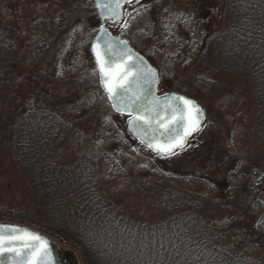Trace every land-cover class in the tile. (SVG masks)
Here are the masks:
<instances>
[{
    "label": "rangeland",
    "instance_id": "1",
    "mask_svg": "<svg viewBox=\"0 0 264 264\" xmlns=\"http://www.w3.org/2000/svg\"><path fill=\"white\" fill-rule=\"evenodd\" d=\"M224 7L225 0H134L124 7L122 22L108 19L106 25L158 69L159 94H187L205 108L204 134L216 132L213 146L233 151L235 165L211 162L212 154L202 148L153 153L133 137L127 117L116 113L105 97L90 54L100 25L94 0H73L72 5L64 0H0V39L14 36L17 46L6 52L0 44V129L13 110L56 111L72 130H80L77 144L94 156L104 193L131 207L130 214L146 210L138 199L143 189L170 184L177 192L181 187L209 206L203 210L205 226L220 243L264 264V145L252 131L259 123L256 99L246 81L226 89L212 82L197 62L221 24ZM36 41L49 45L41 53L22 56ZM3 149L0 212L7 216L8 208L20 201V189L5 164L7 147ZM53 238L82 264L74 246Z\"/></svg>",
    "mask_w": 264,
    "mask_h": 264
},
{
    "label": "trees",
    "instance_id": "2",
    "mask_svg": "<svg viewBox=\"0 0 264 264\" xmlns=\"http://www.w3.org/2000/svg\"><path fill=\"white\" fill-rule=\"evenodd\" d=\"M223 9L221 24L197 62L226 89L242 81L251 86L259 119L252 131L264 145V0H225ZM11 38L0 39L3 51H16ZM44 43H31L22 56L43 52L49 45ZM4 123L0 152L7 147L5 164L18 180L20 201L0 218L17 219L74 246L82 264H262L220 243L205 226L203 210L209 206L181 187L177 192L170 184L143 189L138 199L146 210L130 214L131 207L104 193L94 156L77 144L80 130H72L56 111L13 110ZM204 133L174 152L207 149L211 162L235 165L233 151L213 146L216 132Z\"/></svg>",
    "mask_w": 264,
    "mask_h": 264
},
{
    "label": "water",
    "instance_id": "3",
    "mask_svg": "<svg viewBox=\"0 0 264 264\" xmlns=\"http://www.w3.org/2000/svg\"><path fill=\"white\" fill-rule=\"evenodd\" d=\"M133 0H131L132 2ZM98 0H94V6L96 9V12L99 17L100 25H98V29L96 34L94 35V38L91 42L90 47V53L93 58L94 64L99 74V82L101 85L102 90L106 94V97L108 98V101L112 107V109L121 115H125L127 118V126L133 137L141 144L143 147L147 148L153 153L158 154H169L165 152H158L154 150L153 148H150L148 146V141L151 140L153 137H155L154 142L159 143H165L170 135H175V128H179L180 125H175V128H173V124L170 123L172 119V112L173 109L177 106V101L174 99V97L182 96L189 100H192L195 105H197L201 110V122H200V130L192 133L189 137H187V142L185 143L183 148H176V150L184 149L188 144L190 139L196 135L197 133L201 131L203 124L205 123L207 119V114L205 111V108L198 103V101L195 98H192L190 96H187V94H182L180 92L171 91L164 95H159L158 93V86L160 84V76L158 69L152 65V63L144 56V54H141L139 51H137L133 45H130V42L128 38L121 37L119 35L114 34L107 26H106V20L102 15L100 9L97 7ZM127 5L125 3L122 8L118 10V15H111L110 13H105L106 15L111 16V20L116 23H120L124 19V7ZM105 28L107 29V33L101 36V29ZM99 38V41H98ZM126 42L125 44H122L121 42ZM99 43V50L102 52L107 51L106 59H108L111 62L112 69L117 70L121 65H124L126 68L128 65H135V67L128 68V70L133 73L132 76H129V80H133L135 77V74L137 72L142 73V76L140 79L135 80V82L131 85L132 92L127 93L126 95L120 97L121 106L128 102L129 98L132 96L133 92H140L141 90L144 91V94L147 96V100L144 101L142 105H140L141 108L147 107L149 111L143 112V115H146L151 121V126H148L144 124L143 121L138 122L137 127H133L130 124V120L132 119V116L128 114L129 111H132V108H129L126 111H117L116 108L113 107V100L109 97L108 92L106 91L103 82L102 77L100 73V68L97 63L96 59V53L93 50L94 46ZM106 44L111 45V49L108 50L106 48ZM154 73V76H153ZM136 113L133 112V115ZM177 115L179 113L177 112ZM159 121L160 123H157ZM162 124L168 125V128H173L172 132H169L165 127L161 126ZM0 226H11L15 228H19L22 230H26L27 232L34 233L40 237L43 238V241H46V245H42V248H46L47 255H43V264H55L56 260H58L61 256L62 260H66L67 262H64L63 264H77V258L75 257V254L70 250L63 249L59 246L57 241L45 234L42 231H38L37 229L13 223V222H0ZM11 227H0V234L4 236H8L11 233ZM16 235H19V233H16ZM25 243H37L35 241H31L28 239H24L21 241H16L15 246L21 247ZM24 251H27V249H23ZM3 260V264H12V256L6 255L3 258H0Z\"/></svg>",
    "mask_w": 264,
    "mask_h": 264
},
{
    "label": "snow or ice",
    "instance_id": "4",
    "mask_svg": "<svg viewBox=\"0 0 264 264\" xmlns=\"http://www.w3.org/2000/svg\"><path fill=\"white\" fill-rule=\"evenodd\" d=\"M125 3H131V0H98L97 7L101 11V15L105 19H110V15L105 13H110L111 15H118V10L123 7ZM107 33V29H101V36ZM99 41V38H98ZM122 44L126 45V42L122 41ZM108 50L111 49L110 44H106ZM96 53L97 63L100 68V73L102 77L103 85L109 94V97L113 100V107L117 111H126L132 108L128 114L132 116L130 124L133 127L138 126L139 121H143L144 124L151 126L152 121L143 115V112L149 111L147 107L141 108L140 105L147 100V96L144 91L133 92L132 96L129 98L128 102L121 106L120 97L132 92L131 85L141 78L142 73L137 72L133 80H129L128 77L132 76L128 68L135 67V65H128L126 68L121 65L119 69H112L111 62L106 59L107 51L102 52L99 50V43L94 46L93 49ZM154 76V73H153ZM178 102L175 109L172 112V119L170 123L175 125L179 124V128H175V135H170L165 143L154 142L155 137L148 141V146L153 148L158 152L172 153L174 154V149L183 148L187 142V137L192 135V133L200 130L201 113L202 110L195 105L192 100H189L182 96L174 97ZM133 112L136 114L133 115ZM177 112L179 115H177ZM157 123H160L157 121ZM169 132L173 131V128H168V125L162 124ZM0 227H11V226H0ZM11 233L8 236L0 234V258L6 255L12 256V264H43V255H47L46 248H42V245H46V241L43 238L34 234L22 230L19 228L11 227ZM19 233V235H16ZM28 239L35 241L37 243H25L21 247H16L15 242ZM23 249H27L24 251ZM0 264H3V260L0 259Z\"/></svg>",
    "mask_w": 264,
    "mask_h": 264
},
{
    "label": "flooded vegetation",
    "instance_id": "5",
    "mask_svg": "<svg viewBox=\"0 0 264 264\" xmlns=\"http://www.w3.org/2000/svg\"><path fill=\"white\" fill-rule=\"evenodd\" d=\"M0 222H5V221L0 220ZM9 222H11V221H9ZM15 223H17V222H15ZM20 224H22V223H20ZM22 225H25V224H22ZM64 262H67V261L66 260H62V258L60 256V258L58 260H56L55 264H63Z\"/></svg>",
    "mask_w": 264,
    "mask_h": 264
}]
</instances>
